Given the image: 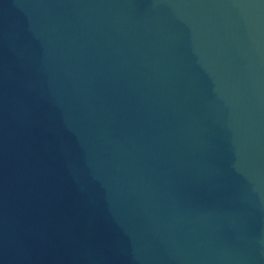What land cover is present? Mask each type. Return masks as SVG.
Wrapping results in <instances>:
<instances>
[{
	"label": "water",
	"instance_id": "1",
	"mask_svg": "<svg viewBox=\"0 0 264 264\" xmlns=\"http://www.w3.org/2000/svg\"><path fill=\"white\" fill-rule=\"evenodd\" d=\"M0 264H264V0H0Z\"/></svg>",
	"mask_w": 264,
	"mask_h": 264
}]
</instances>
